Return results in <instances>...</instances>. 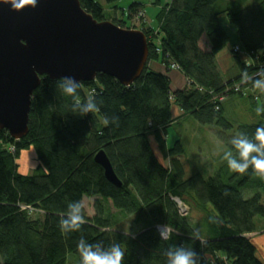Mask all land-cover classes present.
I'll list each match as a JSON object with an SVG mask.
<instances>
[{
  "label": "trees",
  "instance_id": "16d2710c",
  "mask_svg": "<svg viewBox=\"0 0 264 264\" xmlns=\"http://www.w3.org/2000/svg\"><path fill=\"white\" fill-rule=\"evenodd\" d=\"M106 1L114 7L119 0ZM81 3L98 21L132 28L126 19L109 18L97 0ZM153 3L160 6L157 24L144 20L139 27L149 40V64L132 85L98 74L81 82L75 97H66L59 80L42 76L32 96L29 133L18 140L0 129V264H67L70 254L81 264V238L105 248L119 243L122 264H165L167 250L180 245L195 250L199 264H264L250 237L264 230V177L251 167L245 174L233 172L227 163L207 177L188 175L180 158L182 141L170 145L168 137L169 127L186 116L218 126L229 149L237 132L252 138L257 127H264V113L253 111L255 121L238 125L226 116L232 96L248 98L254 109L264 105V95L251 84L264 70V0ZM142 5L130 3L128 19L144 14ZM227 47L237 69L229 78L217 59ZM152 61L182 72L189 84L173 90L168 74L152 69ZM236 85L241 86L235 91ZM90 96L99 111L73 115L71 106ZM174 107L180 116L173 115ZM152 136L170 167L152 148ZM30 148L38 173L23 175L17 160ZM101 149L121 187L109 182L94 160ZM86 198L93 199L92 214L83 205ZM176 198L206 212L204 231L178 211ZM74 201L82 203L85 223L78 232L64 233L60 221ZM130 215L134 222L124 225L122 217ZM158 226L170 228V236L164 238Z\"/></svg>",
  "mask_w": 264,
  "mask_h": 264
},
{
  "label": "water",
  "instance_id": "95a60500",
  "mask_svg": "<svg viewBox=\"0 0 264 264\" xmlns=\"http://www.w3.org/2000/svg\"><path fill=\"white\" fill-rule=\"evenodd\" d=\"M0 4V129L15 139L29 132L32 96L42 76L80 83L108 74L132 85L149 64V40L140 29L96 20L81 0H19ZM94 160L108 181L122 186L105 150Z\"/></svg>",
  "mask_w": 264,
  "mask_h": 264
},
{
  "label": "rangeland",
  "instance_id": "374dc122",
  "mask_svg": "<svg viewBox=\"0 0 264 264\" xmlns=\"http://www.w3.org/2000/svg\"><path fill=\"white\" fill-rule=\"evenodd\" d=\"M97 1H99L103 5L104 9L108 13L107 16L109 18H114V16H116L121 20L126 19L128 26L132 27L131 29H140L139 27L144 22L151 26H155L157 24V18L155 16L159 11L160 6H156L152 2L153 0H119L115 3L116 6L114 7L112 4L107 3L106 0ZM135 1L141 2L143 4L141 8H143L144 14L139 15L141 18H139V16H136L133 17L131 20L127 17V7L130 5V3H133ZM230 1L232 2L236 0ZM123 9H126V13L123 12ZM203 44H206V42L203 41ZM228 49L230 48L227 47L222 52H220L217 58H219V56L224 55ZM235 72H237V69L231 71V73L226 75V77H232V73ZM237 99H241L239 95L232 96V98L226 104V116L230 119L231 123L238 125L239 123H248L255 121L253 113V111H255V107L252 105L249 99H243L245 101L247 110L243 109L242 106L239 107L240 103L237 104ZM173 114L177 116L176 113ZM219 131L220 130L218 126L201 124L192 116H186L185 118L180 119L178 122L169 127V144L173 145L175 140L180 139L182 141L183 146L185 147V155L180 158L184 168H186L187 170L188 175H193L196 174V172H200L205 177H207L209 175H213L221 166H224L226 161H224L222 158L223 153L225 150L230 149L227 148L226 145H224V143L220 140L218 135ZM151 145L152 148H154V150L156 151L159 159H161L166 166L170 167L171 160L162 159V155L159 151V148H157V141H155V138L153 136L151 139ZM21 154L22 155L17 160V163L19 165V172L23 175H34L38 173L39 164L36 159V153L34 151V148L23 150ZM247 193L248 189H245V196H247ZM92 202L93 199L91 198L84 199V205L88 210V213H93ZM185 203L189 207V217H191V221L193 222L195 227L200 229V232L204 231L206 228V212L200 211L199 209L192 207V205L188 202ZM123 219L124 225L131 226L134 222V217L131 215L128 217L123 216L121 220ZM67 264L80 263L76 255L70 254V256L68 257Z\"/></svg>",
  "mask_w": 264,
  "mask_h": 264
},
{
  "label": "clouds",
  "instance_id": "9594fccd",
  "mask_svg": "<svg viewBox=\"0 0 264 264\" xmlns=\"http://www.w3.org/2000/svg\"><path fill=\"white\" fill-rule=\"evenodd\" d=\"M8 3L9 0H0V4ZM10 6H19V0H11ZM251 84L255 91L264 95V70L257 73V78L252 80ZM57 87L64 96L75 97L78 94L80 82L73 76H63L60 78ZM98 111L99 104L91 96L85 101H77L71 106V113L80 117ZM255 112L257 116L264 113V105L258 104ZM115 122L113 120V123ZM229 143L232 149L225 150L222 158L231 171L245 174L251 167L256 174L264 177V127H257L252 138L243 132H237ZM82 207L80 201L68 203L66 218L60 221L62 232L72 233L81 230L85 223ZM77 248L81 257V264H122L124 260L125 254L119 243H113L109 248H105L99 243L92 244L81 238ZM165 255V264H199L197 252L183 245L169 248Z\"/></svg>",
  "mask_w": 264,
  "mask_h": 264
},
{
  "label": "crops",
  "instance_id": "0c3cea01",
  "mask_svg": "<svg viewBox=\"0 0 264 264\" xmlns=\"http://www.w3.org/2000/svg\"><path fill=\"white\" fill-rule=\"evenodd\" d=\"M154 1L155 0H153L152 2H154ZM228 50L224 55L219 56V58H217L219 60V63H220V68H221V70H223L225 75H228L231 73V71L235 70L234 69L235 58H233V56L230 53V50L229 51ZM150 65H151L152 69L159 71V72L160 71L165 72L168 74V76L171 79L173 90L182 89L188 85L187 79L183 75L182 72L175 70V69H171L170 71H168V70H166L165 66L163 64H161L160 62L152 61L150 63ZM235 74L236 73H232V76H234ZM249 91L251 93H253V91H251L250 89H249ZM237 101H238L237 104L240 103L239 107L242 106L243 109L247 110L246 105H245V101L243 99H237ZM173 113H176L177 116H180L181 111L177 107H175L173 109ZM173 115L175 116V114H173ZM83 205H84V200H83ZM93 213H94V208H93ZM250 237H252V240L255 241V243L257 244L259 257L264 262V230H261L259 232H253V234H251Z\"/></svg>",
  "mask_w": 264,
  "mask_h": 264
},
{
  "label": "built area",
  "instance_id": "2783aa9c",
  "mask_svg": "<svg viewBox=\"0 0 264 264\" xmlns=\"http://www.w3.org/2000/svg\"><path fill=\"white\" fill-rule=\"evenodd\" d=\"M241 85H236V88H235V91L236 90H239ZM224 100V97H220V101H223ZM175 201L177 202V205H178V211L184 215V216H187V214H189V207L188 205H186V203L182 200H180L179 198H176ZM158 229L160 231V233L162 234V236L164 238H167L168 236H170V228H168L167 226H158Z\"/></svg>",
  "mask_w": 264,
  "mask_h": 264
}]
</instances>
